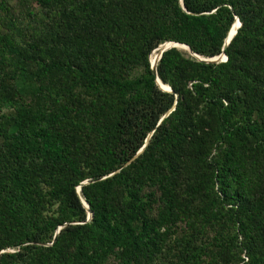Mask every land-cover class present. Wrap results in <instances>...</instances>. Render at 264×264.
Instances as JSON below:
<instances>
[{
	"label": "trees",
	"instance_id": "16d2710c",
	"mask_svg": "<svg viewBox=\"0 0 264 264\" xmlns=\"http://www.w3.org/2000/svg\"><path fill=\"white\" fill-rule=\"evenodd\" d=\"M33 1L72 23L21 45L0 2V264H264V0Z\"/></svg>",
	"mask_w": 264,
	"mask_h": 264
},
{
	"label": "rangeland",
	"instance_id": "374dc122",
	"mask_svg": "<svg viewBox=\"0 0 264 264\" xmlns=\"http://www.w3.org/2000/svg\"><path fill=\"white\" fill-rule=\"evenodd\" d=\"M0 2H3L6 7H8L10 11V15L12 16L15 26L14 29L11 30L14 39L16 41H19L21 45H23V42H21L20 39L27 40L28 35L31 33V29H35L37 31H40L44 37H47V39L51 35V31L56 29V26H58V30L60 32V28L65 27H59L61 22H64L68 25L72 19H56V16L53 12L50 10H45V8H42L40 5H36V3L33 0H0ZM235 21V20H234ZM58 23V24H57ZM72 23V22H71ZM9 27V21L7 19H4L0 14V32H5ZM67 27V26H66ZM76 31L78 33H81L80 30V24H75ZM60 34V33H59ZM41 35V36H42ZM42 36V37H43ZM76 39L67 40V43H71L75 41ZM165 42L162 44H159L156 46L150 53V55H154L152 62L155 63L158 57L159 51L165 47ZM177 50L181 51L182 53H186L189 56L190 53L186 51V49H183L181 47H175ZM149 55V57H150ZM193 57V56H192ZM149 59V58H148ZM164 85V84H163ZM22 86L25 88L31 87L32 85L30 83H27L25 79L21 78L17 80L16 87L18 89H22ZM165 87L167 85H164ZM2 112V111H0ZM261 167H263L260 164ZM188 167L186 166L182 171V178L184 176L188 175ZM263 171L260 172V175H262ZM184 175V176H183ZM181 187L183 188V180H181ZM215 190V187L213 188ZM250 204L253 202L259 203L261 208L258 209L257 217L256 218V224L254 225V231L256 233V238H254L253 245L257 254L264 257V190H256L251 192V197L249 199ZM178 235V233H177ZM172 237V236H171ZM170 240L166 242V244H170ZM245 258V255L243 252H238V256L236 257V261L239 262V259ZM174 262V259L168 256L166 252V248L163 247L162 252L155 258L154 264H172ZM108 264H114L112 260L108 261Z\"/></svg>",
	"mask_w": 264,
	"mask_h": 264
},
{
	"label": "water",
	"instance_id": "95a60500",
	"mask_svg": "<svg viewBox=\"0 0 264 264\" xmlns=\"http://www.w3.org/2000/svg\"><path fill=\"white\" fill-rule=\"evenodd\" d=\"M179 4H180V6L182 7L181 0H179ZM234 20L237 21V25L235 26V30H236V28H238V26H239V22H238V19H237L236 17L234 18ZM235 21H233V23H234ZM233 23L231 24L230 28L232 27ZM230 28H229V29H230ZM235 30H234V32H233L230 36H228V32H227L226 36H225L224 39H223V42H222V45H221V48H220V53H219L218 55H216V56H213V57H207V58H204V57H202V56H199V55H197V54L192 53L191 50H190L186 45H184V44H181V45L186 46V51H187L188 53H190V55L193 56V57H194L196 60H198V61H202V62H206V63H219V62H224V61L226 60V56L224 55L223 51H224V49L226 48V46L228 45V43H229L230 39L232 38V36L235 34ZM228 31H229V30H228ZM165 43H166V42H165ZM170 43H172V42H170ZM173 43H176V42H173ZM176 44H180V43H176ZM171 47H174V48H175V47H177V46L167 44L165 47H163V48L159 51V53H158V57H157L156 62L159 60L161 53H162L164 50H166V49H168V48H171ZM155 64H156V63H152V62L149 61L150 69H151L153 75L155 76V83H156V85L158 86L156 80L159 81V79L156 77ZM158 87H159V86H158ZM160 89H161V88H160ZM161 90L166 91V92H170V93L172 92L171 89H170L169 87H168V90H166V89H161ZM143 146H144V145H143ZM143 146H142V147H143ZM142 147L137 151L136 154H138V153L142 150ZM84 183H85V181L81 182L80 185H82V184H84ZM78 190H79V187L76 188V191H78ZM81 202H82V200H81ZM83 202H84V201H83ZM84 204H85L84 207H85V209H86V213H87L86 219H89L90 216H91V213H90V211L88 210L87 205H86L85 202H84ZM57 231H58V229L55 231L53 237L57 234Z\"/></svg>",
	"mask_w": 264,
	"mask_h": 264
},
{
	"label": "bare ground",
	"instance_id": "6f19581e",
	"mask_svg": "<svg viewBox=\"0 0 264 264\" xmlns=\"http://www.w3.org/2000/svg\"><path fill=\"white\" fill-rule=\"evenodd\" d=\"M237 25V21H235L234 22V24H233V26L231 27V29H230V31H229V33H228V36H230L233 32H234V30H235V26ZM166 45L167 44H169V45H174V46H184V45H181V44H176V43H170V42H166L165 43ZM185 48H186V46H184ZM150 62H152L151 61V59H150ZM153 63V62H152ZM156 63V62H155ZM156 82H157V84H159L161 87H163V88H165L166 90H168V86H164L160 81H158V80H156Z\"/></svg>",
	"mask_w": 264,
	"mask_h": 264
}]
</instances>
